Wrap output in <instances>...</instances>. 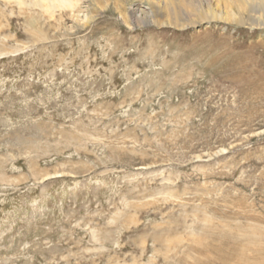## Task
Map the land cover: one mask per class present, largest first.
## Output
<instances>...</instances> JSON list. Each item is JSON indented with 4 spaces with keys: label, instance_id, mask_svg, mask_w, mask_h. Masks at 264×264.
I'll return each mask as SVG.
<instances>
[{
    "label": "rangeland",
    "instance_id": "1",
    "mask_svg": "<svg viewBox=\"0 0 264 264\" xmlns=\"http://www.w3.org/2000/svg\"><path fill=\"white\" fill-rule=\"evenodd\" d=\"M119 4L0 0V264H264V29Z\"/></svg>",
    "mask_w": 264,
    "mask_h": 264
},
{
    "label": "bare ground",
    "instance_id": "2",
    "mask_svg": "<svg viewBox=\"0 0 264 264\" xmlns=\"http://www.w3.org/2000/svg\"><path fill=\"white\" fill-rule=\"evenodd\" d=\"M130 1L128 10L124 9V4L118 5L120 9L118 18L134 29L146 26L186 29L210 24L264 29V0ZM75 17L78 22L84 21L86 24L97 16L84 14V17L80 15Z\"/></svg>",
    "mask_w": 264,
    "mask_h": 264
}]
</instances>
